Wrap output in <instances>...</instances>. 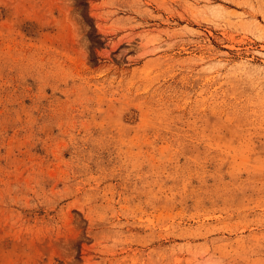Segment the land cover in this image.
Instances as JSON below:
<instances>
[{"label": "rangeland", "instance_id": "374dc122", "mask_svg": "<svg viewBox=\"0 0 264 264\" xmlns=\"http://www.w3.org/2000/svg\"><path fill=\"white\" fill-rule=\"evenodd\" d=\"M0 264H264V0H0Z\"/></svg>", "mask_w": 264, "mask_h": 264}]
</instances>
